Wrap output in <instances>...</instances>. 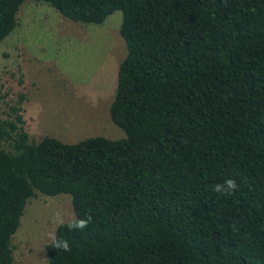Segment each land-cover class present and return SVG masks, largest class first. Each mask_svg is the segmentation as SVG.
Returning a JSON list of instances; mask_svg holds the SVG:
<instances>
[{"label": "trees", "instance_id": "trees-1", "mask_svg": "<svg viewBox=\"0 0 264 264\" xmlns=\"http://www.w3.org/2000/svg\"><path fill=\"white\" fill-rule=\"evenodd\" d=\"M24 1L83 25L121 13L108 117L124 138L31 141L23 95L5 104L0 264L37 194L91 218L55 228L71 251L46 243V264H264V0H0V42ZM226 179L236 192L213 191Z\"/></svg>", "mask_w": 264, "mask_h": 264}, {"label": "rangeland", "instance_id": "rangeland-1", "mask_svg": "<svg viewBox=\"0 0 264 264\" xmlns=\"http://www.w3.org/2000/svg\"><path fill=\"white\" fill-rule=\"evenodd\" d=\"M16 27L0 42V105H15L23 95V127L31 141L51 137L73 144L89 137L124 138L108 117L118 63L125 55L118 34L121 13L115 11L99 25L62 18L43 3L24 1ZM72 214L70 197L37 194L26 202L12 235L14 264H46V233L56 227L52 212Z\"/></svg>", "mask_w": 264, "mask_h": 264}, {"label": "clouds", "instance_id": "clouds-1", "mask_svg": "<svg viewBox=\"0 0 264 264\" xmlns=\"http://www.w3.org/2000/svg\"><path fill=\"white\" fill-rule=\"evenodd\" d=\"M239 188L235 179H226L223 183H218L215 185L213 191L220 195H231L236 192ZM50 222L55 227L67 226L69 230H83L88 226L90 222V217L88 218H80L72 214H66L62 208L55 209L51 216L49 217ZM46 240L48 242V246L56 249L62 250L64 252L71 251V245L65 239L59 238L56 235L55 229L46 233Z\"/></svg>", "mask_w": 264, "mask_h": 264}]
</instances>
